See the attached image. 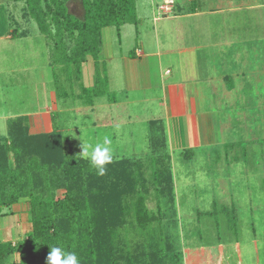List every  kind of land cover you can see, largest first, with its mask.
<instances>
[{
	"label": "rangeland",
	"instance_id": "rangeland-1",
	"mask_svg": "<svg viewBox=\"0 0 264 264\" xmlns=\"http://www.w3.org/2000/svg\"><path fill=\"white\" fill-rule=\"evenodd\" d=\"M170 1L173 0H136V23L124 24L119 30L113 25L102 28L97 69L102 78L106 77L101 87L108 94L100 101L107 97L119 100L126 93L133 99L116 103L109 110L105 105L92 111V106L76 96L82 91V84L94 80L92 57L82 64L79 80L73 66L65 67L59 61L51 47L52 39L41 33L36 22L20 18L19 29H26L28 34L13 42H0V112L10 101L8 110L25 116L34 113L27 116L30 123L35 119L31 132L50 130L52 112L56 123L64 128L65 151L69 156L80 155L83 142L95 145L107 139L113 158L136 159L144 166L143 175L147 178L152 165L169 167L176 212H170L162 222L170 225L166 233L173 237L175 247L182 253L181 264L183 260L185 264H264V72L256 75L259 69L264 70V0H196L204 11L193 17L174 16L191 10L190 0H176L178 10L184 9L180 12L171 11V5H166ZM6 2L10 12L21 14L23 0ZM206 7L217 8L210 12L205 11ZM72 11L80 13L77 3L72 4ZM192 46L199 47L195 72L188 68L195 63L186 52ZM255 46L260 47L254 49ZM137 48L153 53L124 61L123 56L129 57V51ZM236 52L240 56L248 53L251 62L247 66L237 65L238 61H233ZM240 65L245 72V76H238L240 83H244L242 92L241 85L227 90L225 82L231 83V75H235V67ZM10 68L16 70L13 77L7 74ZM166 69L170 72L164 76L168 80H179L184 72L188 74L182 80L190 86L196 82L191 81L190 75L196 74L202 91L214 99H224L213 103L222 125L220 143L189 148L188 156L184 157L164 143L167 133L164 125L159 129L164 133L160 136L149 129L147 119L161 114V103L140 101L141 93L150 96L156 92L154 84L159 82V73L164 75ZM208 83V87L203 86ZM4 90L8 99L5 103ZM111 116L112 123L100 122ZM15 118H0V135L6 134L9 122ZM236 141H241L240 148L228 150L231 147L227 144ZM235 152L250 156L253 162L244 163L241 158L235 161L232 158ZM55 193L61 196L63 190L57 189ZM214 199L235 207L239 218L236 237H227L226 226L221 225L222 241L216 242L212 218L196 221V210L211 209ZM146 203L154 209L153 198ZM28 209L24 200L1 209L0 239L17 241L15 238L26 235L31 229ZM11 259L17 261V254Z\"/></svg>",
	"mask_w": 264,
	"mask_h": 264
},
{
	"label": "trees",
	"instance_id": "trees-1",
	"mask_svg": "<svg viewBox=\"0 0 264 264\" xmlns=\"http://www.w3.org/2000/svg\"><path fill=\"white\" fill-rule=\"evenodd\" d=\"M23 2L22 16L33 19L41 33L52 39L53 52L65 67L76 69L79 80L82 64L92 57L94 80L90 85L81 83L77 98L91 105L94 98L107 95L101 87L106 77L97 69L101 30L136 23V0ZM74 3L80 7L79 14L72 11ZM133 53L134 49L129 51L130 56ZM50 121V130L31 132L26 118L16 116L6 134L0 135V211L24 200L31 224L17 241L0 239V264H47L53 246L75 252L80 264H181L182 253L166 233L170 225L162 222L176 212L170 168L152 165L147 178L141 162L120 157L106 166L105 175H98L88 159L67 154L64 128L52 112ZM240 143L229 142L228 150L240 148ZM188 150L180 152L187 157ZM232 158L253 162L246 154ZM262 182L264 188V176ZM57 189L63 190L61 196L56 195ZM149 198L154 199V209L147 207ZM195 216L197 222L212 218L216 242L222 241L221 225L226 226L227 237L238 234L233 204L214 199L211 209L198 208ZM15 254L17 261L11 259Z\"/></svg>",
	"mask_w": 264,
	"mask_h": 264
},
{
	"label": "crops",
	"instance_id": "crops-1",
	"mask_svg": "<svg viewBox=\"0 0 264 264\" xmlns=\"http://www.w3.org/2000/svg\"><path fill=\"white\" fill-rule=\"evenodd\" d=\"M192 9L189 11H186V13H175L174 16H196V15H200L199 13H202L204 10L200 9L199 4L197 3L196 0H190ZM204 2V1H203ZM12 3H14V1H12ZM163 3V1H162ZM201 3V2H199ZM179 3L176 0H173V3L171 4L172 10L171 11H184V9L182 10V8L179 9ZM159 6V4H157V7ZM237 7V5H236ZM207 8V7H206ZM217 7L214 8H207L205 9V11H213L211 9H215ZM168 16V15H167ZM166 16V17H167ZM22 18L24 20L25 17L22 16V14L20 15H15L12 12L9 11V4L6 2V0H0V42H13L16 38H20L22 36H26L27 30L25 29H19L20 28V21L19 19ZM14 28H16V30H14ZM220 49L222 50V45H220ZM256 47H260V46H255L254 49ZM199 48V47H198ZM198 48L197 47H190L187 49L186 52H188V59H192V61H194L193 63H195V65H190L188 66L189 69H191L193 72H195V66L197 65L196 60H198L197 57V53H198ZM186 48L181 49L182 52L185 51ZM264 48L262 49V53L264 54ZM242 52V51H240ZM240 52H236L234 54V60L235 62H237L236 64H246V66L251 62V58H249L248 53L241 54L240 56ZM153 52H143L142 50L134 49V53L133 56H123L125 60H134V57H143L146 56L148 54H152ZM158 53V52H157ZM245 56V57H244ZM254 60H255V56L253 54ZM257 59H258V65H260V59L258 57V55H256ZM123 61V62H124ZM234 62V63H235ZM184 64V63H183ZM191 64V63H190ZM123 67H124V63H123ZM158 67H159V71L161 70V63L158 62ZM239 68L235 67V75H231L232 76V80H231V86H228V84L225 82L224 86L226 87L227 90H234L238 89V85H241L239 90L241 89V87L244 85V83H240V79H239V75L240 76H245V72L244 69L242 68V65L238 66ZM187 68V69H188ZM184 69V68H183ZM259 69V68H258ZM185 70V69H184ZM16 70H14L13 68L9 69V73H7L9 76L13 77L14 76V72ZM264 72V70H260L259 72L256 74L257 76L259 75V73ZM232 73V72H231ZM126 74H129L126 72ZM166 74H170V72H168V69L165 70L164 75L159 73L160 79L159 82L154 84V86L156 87V92H151L150 96L148 94H143L141 93L143 96L141 98L140 101L143 102H149L150 100H156L158 102L161 103V114H157V117H153V118H149L147 119V125L149 126V129H152L153 131H156L159 133V136L161 134H164L163 132H161L159 129H162V126H165V130L167 131L166 136H164L163 141L164 143L167 144V147L170 149H174V150H179L182 151L184 149H195L198 147H208L210 145H216V143H220L221 142V129H222V125L220 123V117H219V113L217 108H213V103L214 102H224V99L222 98H216L214 99V96H212L211 94H208V92H204L202 91L201 88V84H199V82L197 83V77L196 74H192L190 75L191 81H196L195 83H193L191 86L190 84H188L185 80V72L182 75V78L179 80H168L166 79L164 76ZM198 74V73H197ZM233 74V73H232ZM123 75H124V71H123ZM130 75V74H129ZM263 76V75H262ZM17 77V76H16ZM227 77V75L225 77H223L224 79ZM94 78V76H93ZM205 78V77H204ZM208 78V77H207ZM222 78V79H223ZM12 79V78H11ZM221 79V80H222ZM235 79V80H234ZM239 79V80H238ZM256 80V79H255ZM17 81H15L16 83ZM14 81L12 79L11 84H13ZM92 84V83H90ZM87 83V85H90ZM209 83L206 85H203L204 87H208ZM13 89V87H12ZM201 89V90H199ZM242 92V89H241ZM123 91H122V95H123ZM4 103L6 100L7 93H5L4 90ZM105 96H103L104 98ZM151 97V98H150ZM101 97H98L97 99L95 98V100H93L92 104L89 106H92V111H94V109L99 108V107H105V105H107V109L109 110L110 107L112 105H115L116 103H127V102H131L133 101V99L126 93V95H123L120 97V99L116 100H108V99H104L102 102L100 101ZM226 101V100H225ZM97 102V103H96ZM96 103V104H95ZM7 107H11L10 105V101H8L7 103L4 104L3 108L1 109L0 112V118H10V117H14V116H20L22 115L23 117L27 118V116H30L32 114H28V115H24V114H20L19 112L14 111H10L8 110ZM112 112V111H111ZM30 118V117H28ZM28 118L26 119L29 127L31 128V124H35V119L33 118V122L30 123V120H28ZM108 120L105 121H100V117H98V120L100 122H102L103 124H108V123H112V119L113 117H106ZM100 124V123H99ZM164 128V127H163ZM166 139V140H165ZM21 218V217H20ZM20 222V226H21V221ZM29 226V225H28ZM30 230V229H29ZM28 230V231H29ZM27 231V232H28ZM10 232V230H9ZM8 232V233H9ZM6 233V234H8ZM26 234V233H25ZM24 235L21 236V238H23ZM15 239H20V237L15 238ZM4 240V239H2ZM9 240V239H8ZM205 248V247H204ZM14 260H16V256L13 257ZM182 264H185V261L183 260Z\"/></svg>",
	"mask_w": 264,
	"mask_h": 264
},
{
	"label": "clouds",
	"instance_id": "clouds-1",
	"mask_svg": "<svg viewBox=\"0 0 264 264\" xmlns=\"http://www.w3.org/2000/svg\"><path fill=\"white\" fill-rule=\"evenodd\" d=\"M109 145L110 142L107 139L95 145L82 143L83 150L80 155L88 159L91 166L97 170V174L101 176L105 175L106 166L113 162L112 149ZM47 264H80V260L75 252L65 251L60 246H53L47 256Z\"/></svg>",
	"mask_w": 264,
	"mask_h": 264
},
{
	"label": "built area",
	"instance_id": "built-area-1",
	"mask_svg": "<svg viewBox=\"0 0 264 264\" xmlns=\"http://www.w3.org/2000/svg\"><path fill=\"white\" fill-rule=\"evenodd\" d=\"M172 3H173V1L167 2V4H166V5H169V4L171 5Z\"/></svg>",
	"mask_w": 264,
	"mask_h": 264
}]
</instances>
